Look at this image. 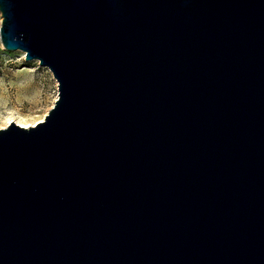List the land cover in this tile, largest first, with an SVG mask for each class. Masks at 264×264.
I'll list each match as a JSON object with an SVG mask.
<instances>
[{
    "label": "water",
    "instance_id": "water-1",
    "mask_svg": "<svg viewBox=\"0 0 264 264\" xmlns=\"http://www.w3.org/2000/svg\"><path fill=\"white\" fill-rule=\"evenodd\" d=\"M52 72L0 129V264H264V0H0Z\"/></svg>",
    "mask_w": 264,
    "mask_h": 264
},
{
    "label": "rangeland",
    "instance_id": "rangeland-1",
    "mask_svg": "<svg viewBox=\"0 0 264 264\" xmlns=\"http://www.w3.org/2000/svg\"><path fill=\"white\" fill-rule=\"evenodd\" d=\"M58 87L51 71L26 62L20 51H6L0 41V129L11 120L26 125L44 121L58 98Z\"/></svg>",
    "mask_w": 264,
    "mask_h": 264
},
{
    "label": "bare ground",
    "instance_id": "bare-ground-1",
    "mask_svg": "<svg viewBox=\"0 0 264 264\" xmlns=\"http://www.w3.org/2000/svg\"><path fill=\"white\" fill-rule=\"evenodd\" d=\"M11 123H14V122L11 120V121H9V124H11ZM18 125H20V126H22V127H24V128H29V127H31V126H34V124H33V125H26V124H24V123H18Z\"/></svg>",
    "mask_w": 264,
    "mask_h": 264
}]
</instances>
